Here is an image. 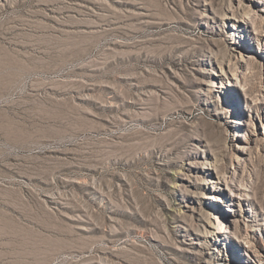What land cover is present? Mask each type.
Returning <instances> with one entry per match:
<instances>
[{
  "label": "rangeland",
  "instance_id": "rangeland-1",
  "mask_svg": "<svg viewBox=\"0 0 264 264\" xmlns=\"http://www.w3.org/2000/svg\"><path fill=\"white\" fill-rule=\"evenodd\" d=\"M0 60V264H264V0H0Z\"/></svg>",
  "mask_w": 264,
  "mask_h": 264
},
{
  "label": "bare ground",
  "instance_id": "bare-ground-1",
  "mask_svg": "<svg viewBox=\"0 0 264 264\" xmlns=\"http://www.w3.org/2000/svg\"><path fill=\"white\" fill-rule=\"evenodd\" d=\"M24 70H26V66L24 65V63L22 61H6V63H4L3 60H0V81L1 80H8V82L6 84L0 82V88H5L10 83H12L13 81L17 80L20 77L19 76L20 72H22ZM227 90H229V89H226V91ZM223 93L224 94H229V96H230L229 91H228V93L223 91ZM54 104H57V103H54Z\"/></svg>",
  "mask_w": 264,
  "mask_h": 264
}]
</instances>
